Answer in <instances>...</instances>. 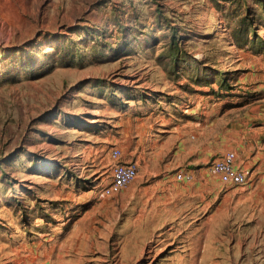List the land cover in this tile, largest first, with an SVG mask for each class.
I'll return each mask as SVG.
<instances>
[{
  "label": "rangeland",
  "instance_id": "1",
  "mask_svg": "<svg viewBox=\"0 0 264 264\" xmlns=\"http://www.w3.org/2000/svg\"><path fill=\"white\" fill-rule=\"evenodd\" d=\"M261 125L264 0H0V264H264L257 174L207 171Z\"/></svg>",
  "mask_w": 264,
  "mask_h": 264
},
{
  "label": "built area",
  "instance_id": "2",
  "mask_svg": "<svg viewBox=\"0 0 264 264\" xmlns=\"http://www.w3.org/2000/svg\"><path fill=\"white\" fill-rule=\"evenodd\" d=\"M110 156L113 164L108 183L100 190L103 198H112L121 193L137 179L140 171L138 161L123 162L124 154L119 147H112ZM207 171L218 177L221 183L235 188L249 187L253 182L252 169L238 164V154L231 150L214 158L207 166ZM175 179L180 182H192L194 174L189 169H180L176 172Z\"/></svg>",
  "mask_w": 264,
  "mask_h": 264
},
{
  "label": "crops",
  "instance_id": "3",
  "mask_svg": "<svg viewBox=\"0 0 264 264\" xmlns=\"http://www.w3.org/2000/svg\"><path fill=\"white\" fill-rule=\"evenodd\" d=\"M263 137H264V126L261 125L259 128V131H256L254 133V136H253L254 144L248 143V145H247L248 147L244 149L243 159L241 160L239 155H238V164H241L247 168H251L253 171V176H255V173L257 174L256 175L257 185L255 188L254 194H255V197L257 199L256 208L261 210V214L257 215V220H259V221H260V219H264V165H263V161L261 159V153H262L261 149H263V147H264V144H262V140H263L262 138ZM253 152H254V155H253ZM123 162H132V159L130 157L124 155ZM255 165H256V167H253ZM175 174L176 173H174V174L168 173V174L164 175L163 176V183L164 184L172 183V182L185 183V182L177 181L175 179ZM218 181H220V180H218ZM223 185L226 188L231 187V186H228L225 184H223ZM245 188H249V187H245ZM250 194H251V192L248 193L247 196H249ZM225 197H230V193H226ZM246 198H250V197H246ZM247 205H248V203H247ZM243 208H245V211H247V215H246V217H247L249 215L248 213H250V208H246V207H243ZM213 220L214 219L207 221V226H209L208 227V233L209 234L212 232L211 226L213 225Z\"/></svg>",
  "mask_w": 264,
  "mask_h": 264
},
{
  "label": "trees",
  "instance_id": "4",
  "mask_svg": "<svg viewBox=\"0 0 264 264\" xmlns=\"http://www.w3.org/2000/svg\"><path fill=\"white\" fill-rule=\"evenodd\" d=\"M170 54H171L172 58H177V56L179 54V47H178L177 43L175 42V39H173V44L170 47Z\"/></svg>",
  "mask_w": 264,
  "mask_h": 264
}]
</instances>
